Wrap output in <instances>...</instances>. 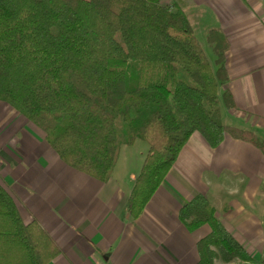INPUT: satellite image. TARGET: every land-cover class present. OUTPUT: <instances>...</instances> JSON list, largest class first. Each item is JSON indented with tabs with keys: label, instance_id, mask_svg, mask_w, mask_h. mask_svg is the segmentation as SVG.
Returning a JSON list of instances; mask_svg holds the SVG:
<instances>
[{
	"label": "trees",
	"instance_id": "1",
	"mask_svg": "<svg viewBox=\"0 0 264 264\" xmlns=\"http://www.w3.org/2000/svg\"><path fill=\"white\" fill-rule=\"evenodd\" d=\"M175 1L0 0V102L42 130L64 163L102 182L123 144L145 141L148 153L127 204L133 219L195 132L213 148L229 134L264 154V139L254 130L223 120L221 101L235 106L228 89L219 94L229 80L227 35L208 31L214 66ZM179 218L189 231L211 228L197 242V264H264L205 195L185 203ZM60 254L36 220L24 222L0 183V264H50Z\"/></svg>",
	"mask_w": 264,
	"mask_h": 264
},
{
	"label": "crops",
	"instance_id": "2",
	"mask_svg": "<svg viewBox=\"0 0 264 264\" xmlns=\"http://www.w3.org/2000/svg\"><path fill=\"white\" fill-rule=\"evenodd\" d=\"M175 3L197 36V27L205 35L219 28L229 39V80L220 85L219 94L228 89L235 106H222L224 122L264 135V0ZM122 151L110 178L102 182L64 163L44 133L0 102V183L13 196L24 222L36 220L61 249L50 264H196L197 242L211 229L203 225L188 231L179 212L199 193L208 196L223 219L232 211L226 217H235L233 221L246 214L241 227L228 229L244 245L258 236L264 246V211L259 225V214L244 205L233 210L235 198L221 213L211 192L222 176L237 179L242 185L237 192L244 198L254 201L264 192V154L253 144L227 134L213 148L195 132L137 219L130 216L127 204L139 173L117 175ZM259 231L262 234L255 235Z\"/></svg>",
	"mask_w": 264,
	"mask_h": 264
},
{
	"label": "rangeland",
	"instance_id": "3",
	"mask_svg": "<svg viewBox=\"0 0 264 264\" xmlns=\"http://www.w3.org/2000/svg\"><path fill=\"white\" fill-rule=\"evenodd\" d=\"M200 20H201L202 23H204V21H205L202 18H200ZM202 29H203L202 27H197V30H198V38H199L202 46L206 50L207 55L209 56L210 60L212 61V63L215 66V53L213 52V48L208 43L207 35L201 33V30ZM221 104H222V106L224 105L223 100L221 101ZM223 112H224V110H223ZM29 123L32 124L31 122H29ZM32 125L35 126L34 124H32ZM231 125L232 126H236V123H233ZM36 128H38V127H36ZM240 128H242V127H240ZM244 129H246V128H244ZM40 131L42 133H44L42 130H40ZM255 132L257 133L258 131H255ZM257 134L261 138L264 139V135H260L259 133H257ZM44 135H45V133H44ZM122 148H123V151L121 153V158H120V160L118 162V166H117V171H118L117 175L121 174V175L127 177V175L132 170L136 174H138L139 171H140V169H141L140 166L142 165L143 160L145 159V157H146V155L148 153L149 145L145 141H143L141 139H137L134 142V144H131V145H129V144H123L122 145ZM238 188H239V190L242 189V185L237 182V179L225 178L224 176H222L220 179H216V181L213 182V185L211 187V192H212V195L214 196L213 198L215 200V203L217 204V207H219L221 213H223V212H225V211H227V210L230 209V207H226V206L227 205H230L232 203L233 199L236 198L237 201H234L233 202L234 205H235L234 208H233V210H237L240 207L241 204L244 205L249 211H253V212L259 214L258 217H259V221L260 222L259 221H257V222H259V225H261L262 224L261 220L263 218V216H261V214L264 211V192H261L258 195V197L256 199H254V201H253L251 198H244L243 196H241V193L240 192L239 193L237 192V189ZM241 192H243V190ZM199 194H203V193H199ZM231 194H233V195H231ZM203 195H205V194H203ZM205 196L208 198L207 195H205ZM209 201H210V199H209ZM211 204L213 205L212 202H211ZM216 213H217V208H216ZM232 213H233V211L232 212H229L228 214H232ZM228 214L226 216H228ZM244 215H246V214H244ZM244 215L238 216V218L235 219L234 221H233V219L235 217L229 219L226 216H224L225 217L224 218L225 220L223 219V217L222 218L220 217V219L222 220V223L225 225V227L227 229H228V226H231V228L232 227L238 228V227H241L242 226L241 224L244 222L245 219H247V217H245V219H243L240 222H238L239 221V218L242 217V216H244ZM217 216L219 217L218 214H217ZM205 225H208V224H205ZM229 231L236 238L235 233L233 231H231V230H229ZM190 232H193V231H190ZM259 232L256 233L255 235L262 234L261 231H259ZM258 239H259V237L257 236L256 239L253 242H250L247 245H244V244L241 243L246 248V250L253 257H255L256 259H260L261 257H264V246L261 244L262 243V240H258ZM198 261H199V259H198ZM198 261H197V263H198ZM216 264H238V261H235V262H225L222 259H216Z\"/></svg>",
	"mask_w": 264,
	"mask_h": 264
}]
</instances>
